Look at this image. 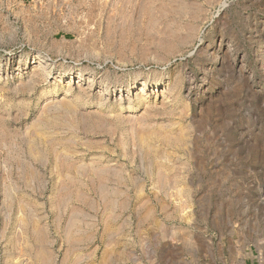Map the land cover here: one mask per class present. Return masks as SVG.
<instances>
[{
  "label": "rangeland",
  "instance_id": "rangeland-1",
  "mask_svg": "<svg viewBox=\"0 0 264 264\" xmlns=\"http://www.w3.org/2000/svg\"><path fill=\"white\" fill-rule=\"evenodd\" d=\"M0 264H264V0H0Z\"/></svg>",
  "mask_w": 264,
  "mask_h": 264
},
{
  "label": "bare ground",
  "instance_id": "bare-ground-1",
  "mask_svg": "<svg viewBox=\"0 0 264 264\" xmlns=\"http://www.w3.org/2000/svg\"><path fill=\"white\" fill-rule=\"evenodd\" d=\"M147 84H144L143 86L145 87ZM141 94H143L145 92V89L142 88L140 91H139Z\"/></svg>",
  "mask_w": 264,
  "mask_h": 264
}]
</instances>
